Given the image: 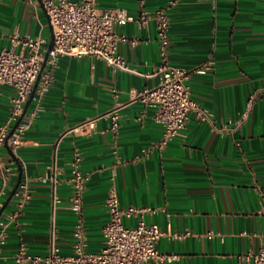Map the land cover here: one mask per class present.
I'll use <instances>...</instances> for the list:
<instances>
[{
    "label": "crops",
    "instance_id": "obj_1",
    "mask_svg": "<svg viewBox=\"0 0 264 264\" xmlns=\"http://www.w3.org/2000/svg\"><path fill=\"white\" fill-rule=\"evenodd\" d=\"M99 6L125 8L134 16L116 30L139 38L135 45L118 46L135 72L113 69L92 56L59 59L23 144L15 151L0 147V191L5 169L11 170L0 209L17 182L19 165L31 189L18 222L7 229L0 264H19L14 255L21 244L45 254L55 240L63 254L72 253L77 217L69 209L68 179L76 152L79 168L89 173L83 207L88 251L104 245L105 201L114 186L122 207L155 210L146 221L166 232L158 249L179 255L168 264H245L241 256L264 249V0H99ZM163 6L170 18L169 61L192 70V96L209 111L211 122L190 114L181 134L162 150L155 146L163 133L155 109L132 96L161 81L154 74L160 62L156 21L141 24L139 16L142 9L152 13ZM15 33L43 38L48 48L52 30L41 0H0V51L12 47ZM14 50L20 52V44ZM13 95L10 86L0 90V126L10 118ZM36 104L33 98L22 120ZM115 109L116 133L109 115ZM91 118H96L94 131L66 133ZM51 165L60 179L55 212L51 182L45 179ZM13 204L14 197L0 219ZM125 222L134 225L136 219ZM209 232L214 236L207 237Z\"/></svg>",
    "mask_w": 264,
    "mask_h": 264
},
{
    "label": "built area",
    "instance_id": "obj_2",
    "mask_svg": "<svg viewBox=\"0 0 264 264\" xmlns=\"http://www.w3.org/2000/svg\"><path fill=\"white\" fill-rule=\"evenodd\" d=\"M41 2L49 18L54 42L35 91L34 99L37 104L27 115L28 119L22 120L10 137L11 125L17 121L24 110L40 74L47 48L44 46L43 38L35 39L30 35L15 33L12 36V47L0 51V90L3 86L14 89V95L11 97L10 118L0 126V147L7 144L12 151L23 144V135L29 127L31 118L37 110L41 109L42 99L53 85L54 72L61 57L92 56L103 60L113 69L135 72L118 51L120 43L129 42L135 45L139 42L138 37L129 38L116 30L117 25H124L135 19L128 10L120 7L102 8L99 6V0H41ZM140 3L143 5L142 1ZM173 3L174 1L170 2V4ZM149 18H153L157 26L160 62L154 74H160L161 81L154 87L133 91L132 100L155 109L154 118L163 126L162 136L155 146L163 150L181 134L190 114L195 113L198 119L206 122H211V115L192 96L189 85L192 70L173 65L169 61L171 41L168 7H160L152 13L142 9L139 16L140 23H147ZM17 44L21 46L20 52L14 50ZM255 98L256 94H253L249 100L248 110L252 107ZM109 115L110 129L116 133L120 126L118 109L113 110ZM246 119L247 113L238 125L243 124ZM95 122L96 118H91L66 133L88 134L94 131ZM80 161L81 155L76 152L73 157L74 169L68 179L72 187L69 209L77 217L73 229L72 253L63 254L55 240L51 242L45 254L32 253L25 244H21L14 255L16 262L19 264L29 262L32 264H168L178 260V254L161 252L157 247L159 240L166 232L157 224L146 221V217L154 214L155 210L133 205L122 207L114 186L110 188L105 201L108 220L102 226L104 245L97 252L86 249L83 207L89 173L79 168ZM49 170L45 179L51 182V205L55 212L59 202L56 190L60 179L55 165H51ZM4 173L0 196L7 193L11 178L10 168H6ZM13 197V208L0 219V251L8 227L18 222L25 204L31 198V189L27 181L20 182ZM1 205L2 202H0ZM130 218L136 219L134 225L126 224L125 219ZM189 234L190 232H186L183 235ZM206 235L209 238L214 236L212 232ZM177 236L180 237L181 234ZM241 261L245 264H264V249L258 252H247L241 256Z\"/></svg>",
    "mask_w": 264,
    "mask_h": 264
},
{
    "label": "water",
    "instance_id": "obj_3",
    "mask_svg": "<svg viewBox=\"0 0 264 264\" xmlns=\"http://www.w3.org/2000/svg\"><path fill=\"white\" fill-rule=\"evenodd\" d=\"M53 42H54V37L53 35L51 36V39H50V43L48 45V48H47V52L45 54V59L43 61V64H42V68H41V71H40V74L34 84V87H33V90L29 96V99L27 100L26 104H25V107H24V110L22 112V114L18 117L17 121L15 122L14 126L12 127L11 131H10V134H9V137L13 134V132L15 131L16 127L20 124V122L22 121V119L24 118L33 98H34V95H35V91H36V88H37V85H38V82H39V78H40V75L42 73V71L44 70L45 68V65H46V61H47V58L49 56V52L50 50L52 49V46H53ZM22 181V168L21 166L19 165V176H18V179H17V182L15 184V186L13 187L12 191L10 192L9 196L7 197L4 205L1 207L0 209V216L1 214L3 213V211L5 210V208L7 207V205L9 204V202L11 201L15 191L17 190L20 182Z\"/></svg>",
    "mask_w": 264,
    "mask_h": 264
}]
</instances>
